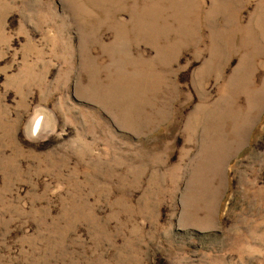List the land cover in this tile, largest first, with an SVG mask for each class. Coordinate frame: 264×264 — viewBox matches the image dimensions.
Returning a JSON list of instances; mask_svg holds the SVG:
<instances>
[{"label":"rangeland","instance_id":"374dc122","mask_svg":"<svg viewBox=\"0 0 264 264\" xmlns=\"http://www.w3.org/2000/svg\"><path fill=\"white\" fill-rule=\"evenodd\" d=\"M0 264H264V0H0Z\"/></svg>","mask_w":264,"mask_h":264}]
</instances>
